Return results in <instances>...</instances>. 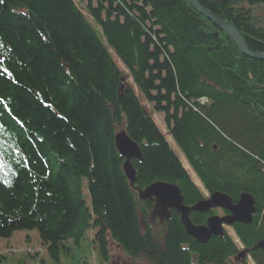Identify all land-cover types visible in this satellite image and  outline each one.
<instances>
[{
  "label": "trees",
  "instance_id": "trees-1",
  "mask_svg": "<svg viewBox=\"0 0 264 264\" xmlns=\"http://www.w3.org/2000/svg\"><path fill=\"white\" fill-rule=\"evenodd\" d=\"M198 2L264 53V0ZM121 131L141 151L134 185ZM155 183L188 207L249 194L256 212L199 244L178 213L161 221L139 199ZM19 231H36L55 264H113L114 250L145 264H264V60L189 0H0V240Z\"/></svg>",
  "mask_w": 264,
  "mask_h": 264
},
{
  "label": "water",
  "instance_id": "water-1",
  "mask_svg": "<svg viewBox=\"0 0 264 264\" xmlns=\"http://www.w3.org/2000/svg\"><path fill=\"white\" fill-rule=\"evenodd\" d=\"M189 1L199 14L205 16L219 30L231 38L245 56L255 60H264V53L252 52L240 33L228 22L202 7L198 0ZM115 143L120 156L125 159L123 166L125 175L131 185H134L136 173L132 166V161L142 160L140 148L128 137L125 131H121L116 135ZM139 199L152 201L154 203L153 216L160 218L162 221L170 220L172 211L178 213L186 233L199 244H206L212 236H221L225 226H232L236 223L250 224L256 212L255 200L249 194L241 195L239 201L234 203L225 194L213 193L207 200H202L196 205L188 207L183 202L179 188L176 185L167 183H155L145 190H139ZM216 209L227 211L229 215L224 217L213 215L208 219L206 225L202 226L194 225L189 218L192 212L208 213ZM254 249L264 250V240L260 241ZM247 252V250L240 252L237 259L245 260Z\"/></svg>",
  "mask_w": 264,
  "mask_h": 264
},
{
  "label": "rangeland",
  "instance_id": "rangeland-1",
  "mask_svg": "<svg viewBox=\"0 0 264 264\" xmlns=\"http://www.w3.org/2000/svg\"><path fill=\"white\" fill-rule=\"evenodd\" d=\"M258 15L264 14V8H260L257 11ZM132 84V82H131ZM144 103V102H143ZM145 104V103H144ZM151 116L154 117L159 127L167 134L166 126L164 125L163 116L156 114L152 108L148 107ZM207 196V194H206ZM233 235L230 228H225ZM113 258L111 262L113 264H145L144 260L130 261L126 256H123L118 250L112 252ZM248 252L245 258H248ZM242 260V259H240ZM75 261L68 262L62 261V264H75ZM244 261V260H242ZM0 264H55L48 260L46 250L40 245L38 235L36 231H19L14 233L9 239L0 240Z\"/></svg>",
  "mask_w": 264,
  "mask_h": 264
},
{
  "label": "flooded vegetation",
  "instance_id": "flooded-vegetation-1",
  "mask_svg": "<svg viewBox=\"0 0 264 264\" xmlns=\"http://www.w3.org/2000/svg\"><path fill=\"white\" fill-rule=\"evenodd\" d=\"M212 212H213L212 214H217V215H220V216H225L227 214V212L220 211V210H215V211H212Z\"/></svg>",
  "mask_w": 264,
  "mask_h": 264
}]
</instances>
